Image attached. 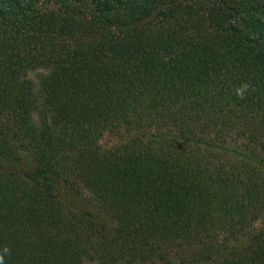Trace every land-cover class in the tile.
<instances>
[{
	"label": "trees",
	"instance_id": "16d2710c",
	"mask_svg": "<svg viewBox=\"0 0 264 264\" xmlns=\"http://www.w3.org/2000/svg\"><path fill=\"white\" fill-rule=\"evenodd\" d=\"M4 246L264 264V0H0Z\"/></svg>",
	"mask_w": 264,
	"mask_h": 264
},
{
	"label": "clouds",
	"instance_id": "9594fccd",
	"mask_svg": "<svg viewBox=\"0 0 264 264\" xmlns=\"http://www.w3.org/2000/svg\"><path fill=\"white\" fill-rule=\"evenodd\" d=\"M250 89L254 91V88H252L249 83L245 82L234 89V94L238 99L243 100L246 99ZM10 255L11 249L9 247L4 246L3 248H0V264H5V257Z\"/></svg>",
	"mask_w": 264,
	"mask_h": 264
},
{
	"label": "rangeland",
	"instance_id": "374dc122",
	"mask_svg": "<svg viewBox=\"0 0 264 264\" xmlns=\"http://www.w3.org/2000/svg\"><path fill=\"white\" fill-rule=\"evenodd\" d=\"M84 264H99V263L96 261H86Z\"/></svg>",
	"mask_w": 264,
	"mask_h": 264
}]
</instances>
